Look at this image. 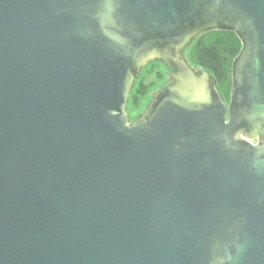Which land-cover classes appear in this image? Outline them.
Instances as JSON below:
<instances>
[{
	"label": "water",
	"instance_id": "95a60500",
	"mask_svg": "<svg viewBox=\"0 0 264 264\" xmlns=\"http://www.w3.org/2000/svg\"><path fill=\"white\" fill-rule=\"evenodd\" d=\"M214 30L229 102L184 55ZM0 264H264V0H0Z\"/></svg>",
	"mask_w": 264,
	"mask_h": 264
},
{
	"label": "trees",
	"instance_id": "16d2710c",
	"mask_svg": "<svg viewBox=\"0 0 264 264\" xmlns=\"http://www.w3.org/2000/svg\"><path fill=\"white\" fill-rule=\"evenodd\" d=\"M241 49L242 43L236 33L214 30L198 36L184 51V55L197 71L206 70L214 77L221 94L229 102L232 92V65ZM158 63L164 64L154 61L144 69L149 67L147 73L156 74V78L162 80L163 74L158 71ZM153 86L154 83H145L144 77L137 79L128 105L138 109Z\"/></svg>",
	"mask_w": 264,
	"mask_h": 264
},
{
	"label": "rangeland",
	"instance_id": "374dc122",
	"mask_svg": "<svg viewBox=\"0 0 264 264\" xmlns=\"http://www.w3.org/2000/svg\"><path fill=\"white\" fill-rule=\"evenodd\" d=\"M154 62V61H152ZM157 63V62H155ZM150 66V65H149ZM149 67L142 70V73L138 79L141 77L145 78V83L150 84L154 83V86L150 89L148 96L142 101L140 107L138 109L133 108L130 105H127V112L129 114V118L131 121L137 119L142 115L146 108H148L149 103L153 100V93H156L160 87H164L168 83V74L166 72V66L162 63H158V71L163 74V79L158 80L156 78V74L149 75L147 73V69Z\"/></svg>",
	"mask_w": 264,
	"mask_h": 264
},
{
	"label": "snow or ice",
	"instance_id": "6c2138e0",
	"mask_svg": "<svg viewBox=\"0 0 264 264\" xmlns=\"http://www.w3.org/2000/svg\"><path fill=\"white\" fill-rule=\"evenodd\" d=\"M106 2L110 4L111 2H114V0H106Z\"/></svg>",
	"mask_w": 264,
	"mask_h": 264
}]
</instances>
